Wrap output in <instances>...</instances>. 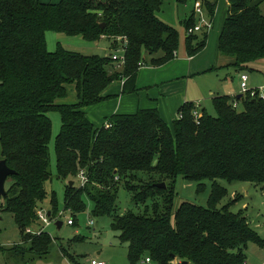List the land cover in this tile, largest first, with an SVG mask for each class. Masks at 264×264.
Masks as SVG:
<instances>
[{"label":"trees","instance_id":"obj_1","mask_svg":"<svg viewBox=\"0 0 264 264\" xmlns=\"http://www.w3.org/2000/svg\"><path fill=\"white\" fill-rule=\"evenodd\" d=\"M263 2L228 0L218 51L234 57L228 67L239 72L264 60ZM162 5L163 0H0V160L16 171L7 179L0 207L12 213L23 250L43 256L54 242L44 230L26 233L41 225L37 212L52 176V111L60 113L62 123L55 149L58 177L68 181L64 208L73 214L74 225L90 199L94 216L111 217L132 264L147 257L155 264H242L250 242L264 247L248 216L231 210L239 198L219 207L228 192L220 179L264 188V98L218 95L212 99L216 114L199 108L198 119L196 105L187 102L173 126L157 108L114 113L99 127L88 116L90 107L110 98L105 95L109 86L124 80L122 92H134L141 66L175 58L181 37L158 17ZM217 5L218 0H203L211 20ZM197 22L195 11L183 22L189 56L201 52L208 40L206 30L188 33ZM49 32L121 41L123 67L117 69L122 62L113 54L86 55L61 43L51 51ZM70 85L75 96L69 101ZM179 177L195 181L198 192L212 182L206 206L183 201L175 208ZM121 189L140 212L121 211ZM52 205L51 218L58 213L54 199ZM64 255L80 264L72 253Z\"/></svg>","mask_w":264,"mask_h":264},{"label":"rangeland","instance_id":"obj_2","mask_svg":"<svg viewBox=\"0 0 264 264\" xmlns=\"http://www.w3.org/2000/svg\"><path fill=\"white\" fill-rule=\"evenodd\" d=\"M42 1L58 2L60 0ZM196 3L203 6V0H197L196 2L195 0H189L187 4L179 3L178 0H163L162 9L158 12V17L161 20L174 25V27L179 31L181 37L180 47H182L183 43H185L186 37V29L183 22L191 16L193 11H195ZM226 3L229 4L226 0H218L219 6H216V10L218 7L220 8L221 4H224V6H222L221 11L218 14L217 23H215V28L210 32L211 35L208 33L209 38L205 46L207 49L206 52H209L207 57L209 59H213L214 63L219 56L216 44V32L219 30L221 17H223L224 9L227 6ZM261 7L264 11V2ZM225 14H227V11ZM102 39L98 42H93L85 40L81 36H67L54 32H49L47 34L48 48L51 51L56 50L58 43H61V45L66 49L78 51L86 55L98 54L105 56L109 54H118L121 56L123 54L122 50H116L119 49L118 46H120L121 41H113L114 39H110L108 37H102ZM205 54L206 53H204V55ZM229 58H232L234 61V57L229 56ZM254 65L255 68L249 71L250 75L254 76L256 79L254 80L255 84L251 87L259 88L264 85V60H259L255 62ZM122 67L123 64L122 66L117 67V69L121 70ZM229 68L230 69L228 71H225L226 73L229 71L233 73L235 71L232 67ZM225 69L226 68H222V70ZM218 72H220L219 75L216 73L211 74L214 80L219 77L222 78L224 75L222 74V71ZM208 77L210 76L208 75L204 78ZM198 78L200 77H196L194 79L193 84H198L200 82L201 79ZM227 79V82L231 83L232 78L228 77ZM250 84H252V81L249 85ZM233 89H237V91L241 90L238 85H233ZM69 94V101L73 100L75 96V88L71 85L69 87ZM129 94H132V92H125L121 95ZM117 100L118 97L106 99L100 104L99 109H95V111H97V114L99 113L102 116L110 115V112L118 104ZM106 101L107 104L104 103ZM205 107L209 113L214 115L216 114L210 100L206 101ZM239 108L240 110L242 109L241 107ZM49 116L53 124V133L50 142V167L52 176L51 179L45 183L47 196L41 204V209L46 211L52 210V201L54 199L58 207V213L53 214L52 218H58L60 216L59 213L64 210L67 217H73V214L64 208L65 190L68 181L59 178L57 171L55 145L56 137L61 130V115L58 111H52L49 113ZM219 182L228 189L227 195L219 203V207L230 203L234 200V198H239L240 200L236 201L232 205L231 210L234 212L242 210L243 213L248 216L252 227L264 238V188L254 184L250 185L238 181L230 183L226 180L220 179ZM80 183L82 184V180ZM211 186L212 182L208 181L206 182L204 189L198 192V185L195 181L179 177L176 182L177 195L175 208H177L183 201H189L206 206L211 192ZM85 201V210L76 215V222L74 225H69L66 222V219L61 217L59 219L64 222L61 228H58L56 221H53L49 226L44 228V231H47L52 235L54 242L50 252L43 256H38L30 252L28 249L23 250L26 247L22 243L23 237L12 213L4 211L0 207V264H67L71 261L65 257V252L72 253L75 260H78L81 263H89L88 259L96 258L98 260L106 261L109 264H132L128 259L127 244L120 240V232L113 228L111 217L94 216L92 214V201L87 198ZM119 207L121 211H126L128 209H134L137 212L141 211L140 208L132 202L129 193L124 189L120 190ZM43 227L44 224L33 226L31 227L32 232L26 230V233L34 234V231L36 232ZM246 260V264H264V247L254 242H250L246 250ZM142 264L149 263L144 261Z\"/></svg>","mask_w":264,"mask_h":264},{"label":"crops","instance_id":"obj_3","mask_svg":"<svg viewBox=\"0 0 264 264\" xmlns=\"http://www.w3.org/2000/svg\"><path fill=\"white\" fill-rule=\"evenodd\" d=\"M222 6L224 4H221L220 8L218 7L216 10L215 17L213 18V27L210 29L209 34L215 28V23H217V17ZM227 6L220 20L219 30L216 32L217 47ZM205 49L206 47L198 54L189 56L186 52L185 43H183L182 47L176 52L175 58L168 63L161 66L146 64L141 66L136 80V90L132 94L121 95L123 93L124 80L112 84L106 89L105 95L110 98L118 97V104L110 112V115L105 116L99 113L97 114V111H95V109H99L102 102L96 104L88 109L89 118L96 127H99L105 123L107 117L114 113H135L139 109L157 108L162 118L170 126H173L175 120L178 118L180 108L187 102L197 104L202 109L205 107L207 100L212 102V99L218 95L233 96L239 94L240 90L233 89V85L240 86V75L242 71L235 70L233 73L230 71L228 73L225 72L230 69L228 66L233 62V59L218 53V51L219 56L214 63L213 59L207 57L209 52H206L207 49ZM204 53L206 54L204 55ZM157 55L160 56L161 53ZM147 59L149 60L150 58L147 57ZM222 68L226 69L222 70ZM218 71H222L224 75L222 78L219 77L214 80L211 74L216 73L219 75L220 72ZM246 72L249 73V71ZM208 75L210 77L204 78ZM196 77H200L198 79L201 80L198 84H193ZM228 77L232 78L231 83L227 82ZM254 80H256L254 76L249 73L248 84L252 81V84L249 85L250 87L255 84ZM104 103L107 104V101Z\"/></svg>","mask_w":264,"mask_h":264},{"label":"built area","instance_id":"obj_4","mask_svg":"<svg viewBox=\"0 0 264 264\" xmlns=\"http://www.w3.org/2000/svg\"><path fill=\"white\" fill-rule=\"evenodd\" d=\"M195 12H196V15L198 17V22L197 24L195 25L194 28H191L188 30V33H193V32H200L202 30H206V31H210V29L213 27V20H211L208 15L206 14V11L204 9V7L199 4V3H196V9H195ZM117 50H122L123 51V54L121 56H119L118 54H113L112 58L114 60H119L122 62V64H124L125 62V47H121ZM248 80H249V73H247L246 71L242 72L241 75H240V93L241 94H250L251 96H256L258 95L259 97L261 98H264V85L259 87V88H252L249 86L248 84ZM236 95H233L232 97H235ZM196 105V109L194 111V115H195V118L198 119L200 116H201V112L199 111V108L200 106L195 104ZM233 106L234 107H237L238 106V101L237 100H234L233 101ZM178 117L179 118H182L183 117V114L182 112H178ZM80 178L82 180V184H84V182H86L87 178L86 176L84 175L83 172H81L80 174ZM60 216L58 218H54L52 219L51 216L48 214V211L46 210H43V209H39L38 212H37V215H38V220L41 224H44V227L39 229L38 231H34V233L36 234H40L45 227L49 226L53 221H57V220H60L59 218L61 217H64L66 219V222L69 224V225H73L74 223V219L73 217H67L65 215V210L63 212H60L59 213ZM92 222V221H91ZM27 231L29 232H32L31 229H27ZM89 263H81L80 264H109L107 263L106 261H103V260H98L96 258H91V259H88ZM145 262L146 263H149V264H155L150 257H147L145 259ZM69 264H72L71 262H69ZM242 264H246V262H243Z\"/></svg>","mask_w":264,"mask_h":264},{"label":"water","instance_id":"obj_5","mask_svg":"<svg viewBox=\"0 0 264 264\" xmlns=\"http://www.w3.org/2000/svg\"><path fill=\"white\" fill-rule=\"evenodd\" d=\"M102 27L105 26V23H102ZM241 93L238 96L239 98L241 97ZM16 171L8 166L5 160H0V206L2 199L7 196V190H6V184H7V179L10 175L15 174ZM71 185H73V181L70 182ZM158 187H165V183H160L157 184ZM48 214L51 215V210L48 211ZM63 221L62 220H57L56 225L58 228H61L63 226ZM180 264H189L188 261H183Z\"/></svg>","mask_w":264,"mask_h":264}]
</instances>
